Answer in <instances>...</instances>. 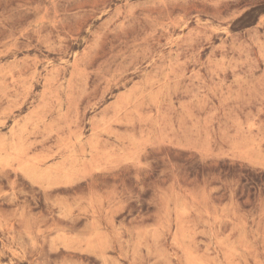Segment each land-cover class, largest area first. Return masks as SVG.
Instances as JSON below:
<instances>
[{
    "label": "rangeland",
    "instance_id": "374dc122",
    "mask_svg": "<svg viewBox=\"0 0 264 264\" xmlns=\"http://www.w3.org/2000/svg\"><path fill=\"white\" fill-rule=\"evenodd\" d=\"M0 264H264V0H0Z\"/></svg>",
    "mask_w": 264,
    "mask_h": 264
}]
</instances>
